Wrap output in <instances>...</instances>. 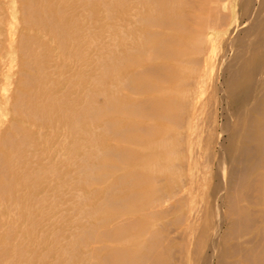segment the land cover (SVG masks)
<instances>
[{
    "label": "rangeland",
    "instance_id": "rangeland-1",
    "mask_svg": "<svg viewBox=\"0 0 264 264\" xmlns=\"http://www.w3.org/2000/svg\"><path fill=\"white\" fill-rule=\"evenodd\" d=\"M250 1L252 7L257 6V0ZM164 2L0 0V264H103L101 259L113 247L111 238L102 235L104 231H107L104 234L112 235L117 229L113 228L120 227V224L121 227L135 225L132 224L135 216L127 213L131 209V199L130 196L126 197L134 191H139L141 195L136 194V197L143 200L152 196L162 199L165 196L161 205L142 214L160 238L168 235L172 236L174 244L181 242L179 222L166 223L184 214L174 207L176 200L166 199L181 194L180 174L172 180V190L175 191L171 194L167 190V182L159 176L158 158L151 160L150 172H144L147 174L140 181L132 173H126L128 158L125 151L128 148L125 146L130 145L127 139L131 137L127 124L130 118L126 112L135 106L132 99L135 95L131 83L127 81L137 70H142V75L148 72L146 69L151 60L147 53L138 52V49H147L149 40L153 38L150 34L155 27L150 26L147 20L150 10L155 9L152 14L157 16V8ZM172 4L175 6L172 18L182 22L186 29L191 26L193 30L196 26L193 15L197 0H184L181 5ZM236 9L240 7L234 4L229 27L235 22ZM184 13H188L191 20L186 19ZM244 19H240L241 26L246 23ZM157 37L158 44L161 42L164 46L163 36ZM240 38L242 42L248 40L242 33ZM224 45L228 43L222 39L215 43V57L210 64V68L213 65L211 76L218 83L222 58H232L230 48ZM208 91L213 95L210 87ZM206 95L209 96V93ZM209 106L208 109H211L212 105ZM219 106L217 104V108ZM217 108L210 116L215 118H209L213 125L211 133L214 143L210 146L213 150H217L221 140L225 142L228 134H232L219 133L218 127L223 117L221 109ZM210 109L209 114L213 111V108ZM76 113L80 115L79 124L71 128L65 118ZM243 136L244 127L235 134L238 139ZM142 140L141 145L144 144ZM120 147L123 150L126 148V154L120 156V152H123ZM123 158L127 159L126 162ZM205 167L201 171L203 178L198 184L195 198L191 199L194 206L199 205L200 201L197 207L201 211H198L195 223L207 236L202 240L199 259L208 253L207 242L210 239L207 238H212L215 233V216L207 209L211 200L208 191L212 183L208 175L212 168ZM177 171L175 173H179ZM261 184L260 192L264 195V181ZM115 205L128 210L126 213L129 217L124 220L125 223L118 221L120 226L110 219L120 214V207ZM167 207L172 209L168 217L161 214V209ZM113 222L114 227L111 226ZM106 227L114 232L111 231V234L104 229ZM135 227L133 230L126 227L123 240L130 239L138 228ZM226 227L227 221L222 222L220 234ZM179 255V251H174L172 264H179ZM201 263L202 259L198 260V264Z\"/></svg>",
    "mask_w": 264,
    "mask_h": 264
},
{
    "label": "bare ground",
    "instance_id": "bare-ground-1",
    "mask_svg": "<svg viewBox=\"0 0 264 264\" xmlns=\"http://www.w3.org/2000/svg\"><path fill=\"white\" fill-rule=\"evenodd\" d=\"M183 1L165 0L164 4L158 6L157 16L152 14L155 9L150 10L151 14L147 20L150 26L155 27L150 34L153 38L149 40V46H145L147 49H138V52L147 53L151 63L148 70L146 69L148 72L144 73L145 77L141 74L142 70H137L127 81L131 83L135 95L131 97L135 106L129 105L132 108L125 111L130 118V123L127 124L131 135L129 130L127 131L131 137L128 138L129 141L126 137L130 145L123 146L128 148L127 151L130 149L131 153L125 151L126 148L123 150L120 147L123 150L120 156L122 153H127L126 156H122L128 158V160L123 158L128 163L126 173H132L139 178L137 179L139 181L144 174H147L144 172H150L153 158L159 159L160 163L157 166L159 176L167 182V190L171 194L175 191L172 190V180L180 174L181 194H177L176 198L169 196L166 199L176 200L174 207L184 214L166 223L179 222L180 235H178L181 242L174 244L172 236L168 235L160 238L142 214L161 205L165 201L163 193L161 192L162 197L164 196L162 199L152 196L143 200L136 197V194L141 195L139 191H134L128 193L126 197L130 196L131 199V209L127 213L131 212V215L135 216V222H132L135 225L126 227L130 230H133L134 226L138 228L135 227L137 230L133 231L130 239L123 240L126 227H121L120 223L129 217L126 213L128 210L123 208L124 204L123 207L115 205L120 207L118 208L120 214L111 216L110 219L118 226L121 225V228L114 227L115 222H113L111 226L114 227L113 229L117 228L116 232L113 229L109 231L108 227L104 228L105 230L108 228L109 232L113 231V234L111 232L113 236L106 235L107 231L103 230L106 234L100 231L105 238L108 236L107 238H111L113 242L112 250H108L109 254L104 257L105 260H101L103 264H172L174 251H179V264H198V260L201 259V264H264L262 262L264 261V195L260 192V188L263 187L261 183L264 181L262 173L264 171V0H257L256 7L250 5V0H197L193 15L196 26L193 30L191 26V29L188 27L186 29L182 22L172 18L171 13L175 6L170 3L181 5ZM234 4L240 7V11L235 10L233 18L235 22L229 27ZM223 10L225 13H222ZM184 17L191 20L188 18L190 17L188 13ZM243 17L246 23L241 26L239 22L240 19H244ZM59 33L61 35V32ZM241 33L248 37L247 41L240 40ZM157 35L163 36L161 38L164 46L160 44L161 42L158 44ZM220 39L228 43V47L225 46L226 44L224 46L230 48L232 58L223 55L218 83L211 76L213 65L210 68V64L215 57V43ZM209 87L214 92L213 95L208 91ZM207 93L209 96L206 95ZM216 94L217 98H215ZM96 96L99 97L101 94ZM217 104L220 105L218 108ZM209 105H212L211 109L213 108V111L209 108L212 112L210 114L207 107ZM216 108L221 109V117H223L218 127L219 133L232 134H228L229 138L225 142L219 141L217 150H213L210 147L211 143H214L211 133L213 125L209 118L212 120L215 118L210 116ZM78 116L80 115L77 113L72 114L67 116L65 121L71 128H76L79 124ZM243 127L244 136L241 139L236 138L235 134L241 132ZM141 139L144 141L143 145L140 143ZM204 166L206 169L212 168L210 174H207L212 180L210 192L208 191L211 200L207 209L215 216V219L213 218L215 226H211L215 228V233L212 238H207L210 239L209 243L207 242L208 253L206 255L204 253V257L199 259L202 240L207 236L200 230L198 223H195L198 211H201L197 207L200 201L199 205L194 206L191 205V199L195 196L198 184L203 178L201 171ZM167 208L161 209V214L168 217L172 209ZM225 221H227L226 230L220 234V226ZM126 223L128 224L129 221ZM212 231L211 229L210 232Z\"/></svg>",
    "mask_w": 264,
    "mask_h": 264
}]
</instances>
